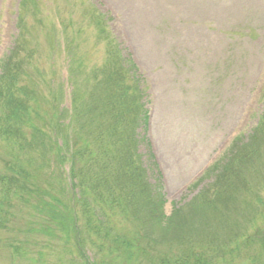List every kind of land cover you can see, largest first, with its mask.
I'll return each instance as SVG.
<instances>
[{
  "label": "trees",
  "instance_id": "obj_1",
  "mask_svg": "<svg viewBox=\"0 0 264 264\" xmlns=\"http://www.w3.org/2000/svg\"><path fill=\"white\" fill-rule=\"evenodd\" d=\"M20 7L14 47L0 59V141L11 156L0 171V250L9 260L46 264L44 249L53 240L73 254L72 264H97L87 256L91 245L111 257L102 264H264V112L252 133L234 139L212 166L210 171H219L215 184L166 215L160 182H152L139 162L135 129L147 123L148 110L132 59L106 35L101 65L83 70L89 59L80 58L86 95L73 91L71 109L53 112L48 97L53 92L46 93L32 75L37 46L30 45L32 30L23 14L32 10L38 18L39 4L21 0ZM96 24L106 34L101 21ZM40 30L54 52L60 43L56 33ZM61 36L67 38L66 26ZM61 51L74 56L66 43ZM64 117L70 122L61 124ZM77 119L80 137L75 138L69 125ZM54 160L70 164L72 206L45 185ZM237 200L252 211L235 221L229 214L239 209ZM238 255L245 259L237 263Z\"/></svg>",
  "mask_w": 264,
  "mask_h": 264
},
{
  "label": "rangeland",
  "instance_id": "obj_2",
  "mask_svg": "<svg viewBox=\"0 0 264 264\" xmlns=\"http://www.w3.org/2000/svg\"><path fill=\"white\" fill-rule=\"evenodd\" d=\"M36 1L38 18L32 10L23 13L28 30H32L30 45L37 46L32 75L39 82L36 84L46 89L54 76L55 90L53 96H48L53 112L71 108L73 91L80 94L81 89V94L86 95L87 74L83 70L104 62L105 36L109 35L120 43L125 57L132 56L148 93L144 102L150 111L149 123L135 129L139 162L152 182H160L158 192L165 199V214H172L209 184L213 186L219 171L209 172V168L221 160L235 135L251 134L257 114L261 117L264 109L262 92L256 95L255 91L256 85L264 87V0ZM20 3L21 0H0V57L14 47L18 15L22 13ZM100 20L106 34L98 30L96 22ZM43 26L60 40L54 52L42 35ZM63 26L66 39L61 36ZM64 40L74 56L61 51ZM81 57L89 59L83 70ZM69 128L73 137H80V119ZM263 130L262 126L260 132ZM62 153L65 156L66 150ZM0 154L2 171L4 160L11 158L3 141ZM69 171L68 162L54 160L45 185L63 204L71 205ZM158 172L161 180L156 179ZM235 204L240 210H232V220L252 211L244 209L238 200ZM77 205L80 225V202ZM215 226L222 231L219 221ZM190 228L187 225L185 233ZM181 246L176 245L177 249ZM86 252L97 264L111 260L106 251L93 245ZM44 256L46 264H62V258H66L65 264H72L73 254L60 250V243L53 240L44 249ZM244 259L238 255L236 262ZM0 263L29 261L9 260L8 254L0 250Z\"/></svg>",
  "mask_w": 264,
  "mask_h": 264
}]
</instances>
